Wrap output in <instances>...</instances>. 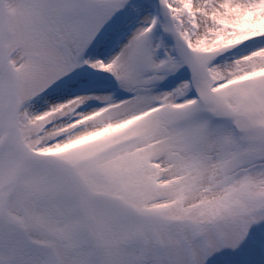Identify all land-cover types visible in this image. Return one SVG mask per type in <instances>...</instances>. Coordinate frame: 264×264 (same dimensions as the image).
Returning <instances> with one entry per match:
<instances>
[{
    "label": "snow or ice",
    "instance_id": "snow-or-ice-1",
    "mask_svg": "<svg viewBox=\"0 0 264 264\" xmlns=\"http://www.w3.org/2000/svg\"><path fill=\"white\" fill-rule=\"evenodd\" d=\"M0 264H264V0H0Z\"/></svg>",
    "mask_w": 264,
    "mask_h": 264
}]
</instances>
